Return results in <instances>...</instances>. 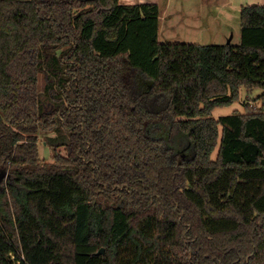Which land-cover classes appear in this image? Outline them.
I'll list each match as a JSON object with an SVG mask.
<instances>
[{
  "label": "trees",
  "instance_id": "trees-1",
  "mask_svg": "<svg viewBox=\"0 0 264 264\" xmlns=\"http://www.w3.org/2000/svg\"><path fill=\"white\" fill-rule=\"evenodd\" d=\"M160 15L0 0V264H264V5L236 46ZM242 88L260 107L215 119Z\"/></svg>",
  "mask_w": 264,
  "mask_h": 264
},
{
  "label": "rangeland",
  "instance_id": "rangeland-1",
  "mask_svg": "<svg viewBox=\"0 0 264 264\" xmlns=\"http://www.w3.org/2000/svg\"><path fill=\"white\" fill-rule=\"evenodd\" d=\"M124 5L158 4L162 11L159 40L170 44L194 45H239L241 40V7L246 5H264V0H120ZM47 81L42 75L40 90L42 94ZM262 90L249 94L245 88L240 90L239 100L230 107L216 109L215 119L245 112V103L254 110L260 107L256 100ZM43 97V96H42ZM55 136V134H49ZM45 136L40 137V157L45 163H52L53 151L45 144ZM219 148L213 153L218 155ZM66 155L63 148L59 149Z\"/></svg>",
  "mask_w": 264,
  "mask_h": 264
},
{
  "label": "water",
  "instance_id": "water-1",
  "mask_svg": "<svg viewBox=\"0 0 264 264\" xmlns=\"http://www.w3.org/2000/svg\"><path fill=\"white\" fill-rule=\"evenodd\" d=\"M83 1H93V0H83ZM227 45H230V41L228 42ZM105 253V250L104 249H101L99 252H98V255H103Z\"/></svg>",
  "mask_w": 264,
  "mask_h": 264
},
{
  "label": "crops",
  "instance_id": "crops-1",
  "mask_svg": "<svg viewBox=\"0 0 264 264\" xmlns=\"http://www.w3.org/2000/svg\"><path fill=\"white\" fill-rule=\"evenodd\" d=\"M161 20H162V11H161V15H160V22H161ZM159 35H160V32H159Z\"/></svg>",
  "mask_w": 264,
  "mask_h": 264
}]
</instances>
